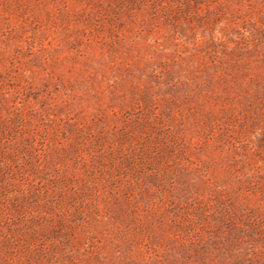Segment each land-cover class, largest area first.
I'll use <instances>...</instances> for the list:
<instances>
[{
    "label": "rangeland",
    "instance_id": "obj_1",
    "mask_svg": "<svg viewBox=\"0 0 264 264\" xmlns=\"http://www.w3.org/2000/svg\"><path fill=\"white\" fill-rule=\"evenodd\" d=\"M0 264H264V0H0Z\"/></svg>",
    "mask_w": 264,
    "mask_h": 264
}]
</instances>
